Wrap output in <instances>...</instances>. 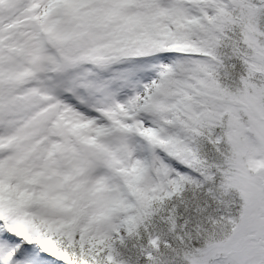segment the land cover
<instances>
[{"label":"snow or ice","instance_id":"obj_1","mask_svg":"<svg viewBox=\"0 0 264 264\" xmlns=\"http://www.w3.org/2000/svg\"><path fill=\"white\" fill-rule=\"evenodd\" d=\"M0 264H264V0H0Z\"/></svg>","mask_w":264,"mask_h":264}]
</instances>
